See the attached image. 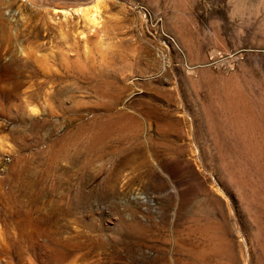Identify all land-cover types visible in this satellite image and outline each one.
<instances>
[{"label": "rangeland", "instance_id": "rangeland-1", "mask_svg": "<svg viewBox=\"0 0 264 264\" xmlns=\"http://www.w3.org/2000/svg\"><path fill=\"white\" fill-rule=\"evenodd\" d=\"M246 263L264 0H0V264Z\"/></svg>", "mask_w": 264, "mask_h": 264}, {"label": "bare ground", "instance_id": "bare-ground-1", "mask_svg": "<svg viewBox=\"0 0 264 264\" xmlns=\"http://www.w3.org/2000/svg\"><path fill=\"white\" fill-rule=\"evenodd\" d=\"M81 4H75L73 7H71V9L76 7V9H75L76 11L82 12L83 13V16H85L88 19L89 23H93L94 24L96 22V15H97V11H98L97 10V5H98L97 2H96L97 5L95 4L93 6L84 7V8H81ZM55 7H57V8H70V5H66L65 6V5H59V4H57V5H55ZM55 7H53V8H55ZM98 16H99V14H98ZM85 21H86V19H85Z\"/></svg>", "mask_w": 264, "mask_h": 264}]
</instances>
